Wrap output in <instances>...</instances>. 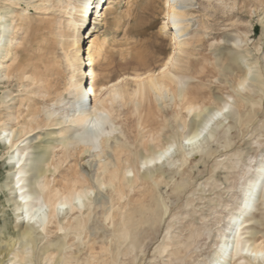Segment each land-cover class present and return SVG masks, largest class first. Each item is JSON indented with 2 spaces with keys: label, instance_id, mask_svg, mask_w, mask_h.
Returning <instances> with one entry per match:
<instances>
[{
  "label": "rangeland",
  "instance_id": "obj_1",
  "mask_svg": "<svg viewBox=\"0 0 264 264\" xmlns=\"http://www.w3.org/2000/svg\"><path fill=\"white\" fill-rule=\"evenodd\" d=\"M79 1L0 0L12 38L4 53L11 69L8 78H0V130L17 129L16 121L26 132L40 130L23 143L30 150L26 188L36 195L40 182L54 191L75 185L93 190L86 207L70 219L51 216L31 237L14 235L19 212L8 188L10 149L0 140V249L16 242L15 253L26 258L18 264H229L234 252L223 261L222 245L244 212L250 214L241 246L264 241V0H193L189 46L172 70L173 86L161 95L149 90L135 95L137 83L130 81V94L113 105L107 134L85 144L69 138L71 132L61 138L66 127L58 124L66 120L68 126L76 114L68 110L74 99L66 52L72 16L86 19L75 13ZM115 1L100 35V87L157 73L174 53L171 31L163 30L166 0ZM89 38L88 33L82 39ZM224 103L231 104L230 114L211 125V138L200 152L189 154L182 139ZM166 145H174L171 163L141 171L140 159ZM111 172L116 182L101 187ZM13 258L0 255V263Z\"/></svg>",
  "mask_w": 264,
  "mask_h": 264
},
{
  "label": "bare ground",
  "instance_id": "obj_2",
  "mask_svg": "<svg viewBox=\"0 0 264 264\" xmlns=\"http://www.w3.org/2000/svg\"><path fill=\"white\" fill-rule=\"evenodd\" d=\"M192 1L193 0H166L165 4H166V8H167V13H166V22L163 26V30L171 31V35H172L173 43H174V53L169 58L167 64H165L159 72L149 73L145 76L121 77L117 81L112 82L109 85L102 86V87L98 86L97 77L99 76V74L96 71L100 35L102 33V27L105 25L106 19L108 17V13L111 11L112 5L116 1L115 0H80L79 1V4L77 6H75V13L80 12L82 19L83 18L87 19L88 15H90L92 13V11H94L95 8L97 10H95V13H96L95 16L96 17H95V21L92 24L93 26L92 25L88 26L87 25L88 21L86 19H83L82 21H78L74 18V16H72L71 21H70V28L72 29V34L69 37V45H68L69 50L66 52L67 53L66 57H68V65H69L70 72H71L70 85L72 88V94H73V99H74L73 101L74 102H72L73 104H72V106H70L68 108V110L70 108H72L73 110L76 111V114L74 115L73 119L71 120V122L68 126L65 125L68 122L66 120L60 121L58 123L59 125H64V127H66L64 129H62V131L60 132L61 138H64L65 134H67L68 132H71L70 134H68L69 138H78L77 142H80L83 144L89 143V142L92 143L94 141V139L89 135L91 129L88 125L85 124V122L90 121V120H96V119L103 120L105 118V113H107L108 114L107 119H108V122L110 123L109 118L112 115V109L114 107L113 105L116 104V102L118 100L123 101L124 97L126 95L130 94L129 88H128L129 87L128 83L130 81H134L137 83V87H136L135 91L133 90V93H135V95H137L138 93H141V92L145 94V92L146 91L148 92V90L151 91L152 93H155L156 95H161V94H163L162 92L164 90H168L170 85H172L174 83V80H177L176 75L173 73L172 70L178 69V67H179V64H178L179 55L184 48L189 46L188 45L189 42L185 39V37L187 36L188 31H190V29L192 27V24H191V21L189 18L191 14L188 10V7L192 4ZM85 4H86V6H85ZM179 4H183L184 7H178ZM232 8H234V7H232ZM100 9H101V11H100ZM3 17H4L3 15L0 16V76H1L0 78L1 79L8 78V74H9V71L11 69V65L4 64V62H5L4 61V59H5L4 53L6 50L9 51V48L12 46V38L10 36L11 26H10V23L6 19H3ZM88 33L90 34V38H89V41L86 42V39L83 40L82 38H83L84 34L86 35ZM83 55L85 58V63L83 62V59H84ZM2 73H4V74H2ZM174 91H176V90L174 89ZM129 98H130V95H129ZM131 99H133V98H131ZM127 102H129L128 99H127ZM192 103L190 101V104H192ZM225 105H227L229 108H231V104L226 103ZM188 106H189V109L192 108V107H190L191 105H188ZM223 107L220 109L211 108L208 111L207 115L204 118H202V120H200V123H198L196 129L190 135H187L186 137H184L182 139L181 145L184 149H186L190 152L189 154H196V153L200 152L201 149H203L202 148L203 145L209 140V138H211V134H210L211 125L212 124L215 125L217 122H219L223 119H226L227 116L230 114L231 111L229 110L227 113H223L222 116H219V117L216 116V113L220 112L223 109ZM185 108H186V106H185ZM206 109H208V108H206ZM197 110H198V108H197ZM16 123L18 126L17 129H14V130L1 129L0 130L1 131L0 132V140H1V143L5 146V148L10 149V154L6 158L7 162H5V164L9 165L8 169L10 170L8 188H9V191L11 192V195H12L11 199H13L12 206L15 208L16 211L19 212V214H17V217H16L17 219L13 222V225H12L13 234L17 235L21 232L22 236L29 238L33 235V233L37 229L44 228L46 223H48L50 221L51 216L59 217L60 214L62 215V213H63V215L65 217H68L70 214L77 212L79 207H80V204L77 203V201L81 200V198L83 200V207H84L85 202L90 201V195L88 193H91L93 190L92 189L83 190L81 188L83 185L80 187L81 189H78L75 185V186H72V188H67L69 186H67V187L64 186L63 188L61 187L62 189L55 190L56 191L55 192L53 190L54 188L52 186H51L52 189H49L47 182H45V183L40 182L39 186L41 187L42 193L40 191H39L40 192L39 195H36L37 193L35 194L34 193L35 191L33 192L35 195L33 193H31L33 190L30 192L26 188L28 186H26V184H25V182H26V180H25V178H26V166H27V162H28L27 154L30 150H29V148L24 146L23 143L26 142V135H28L27 138H31V137L35 136L36 134H38L40 132V130L31 129V131L26 132V128L23 127L22 124L20 125L19 121H16ZM217 124H219V123H217ZM205 125H208V131L206 133H204L203 136H200V138L197 140L196 139L197 134L200 133V131L205 127ZM209 128H210V130H209ZM105 130H106V126H105ZM101 137H102V135L99 138H101ZM103 137H104V135H103ZM65 138H67V137L65 136ZM71 140H73V139H71ZM189 140H194L195 143L194 144L186 143V141H189ZM69 145H70V143H69ZM166 146L167 147L161 148L158 151H155L154 153L152 151L151 155H147V156L143 157L142 159H140L141 160L140 164H141V163H143L144 159H150L153 156H156L158 153H164L166 151H169V149H171V151H169L168 156L165 157L163 163L157 162L155 165H153L151 167V169H146V170H144V172H149V171L157 170V169L162 170L161 169L162 167H165L167 164L171 163V160L173 158V155L171 154V152H172L174 145H169V146L166 145ZM69 151H72V150H69ZM82 151H84V150H82ZM66 153L68 154L67 151H66ZM125 153H127V152H125ZM119 154H121V153L119 152ZM189 154H188V156H190ZM122 155H120V156H122ZM116 157H117V154H116ZM126 157L128 158V156H126ZM118 162H120V161H118ZM125 163H126V161H125ZM132 164H133V162H132ZM108 166H110V165H108ZM116 167L118 168V166H116ZM102 168H105V166ZM119 168H120V165H119ZM121 170H122V168H121ZM115 172L116 171H114V173ZM111 174H112V172H111ZM117 175H119V172L117 173ZM136 175H138V174H136ZM262 175L264 176V173ZM126 176L127 175H125V177ZM73 179H75V178H73ZM134 179L136 180V178H134ZM159 179H160V177H159ZM115 180H116V177L113 175L107 181H106V179L101 180V182L99 184L101 187L103 186L106 188L108 185L114 184ZM130 180H133V179L129 178V181ZM261 180H262V178H261ZM88 182H89V180H88ZM132 182H135V181H132ZM253 182H251V183H253ZM128 183H130V182H128ZM69 184L71 185V183H69ZM132 184H134V183H132ZM127 185H129V184H127ZM255 187L256 186H253L254 189H255ZM120 188H121V186H120ZM254 189H253V191H254ZM253 191H251V193H253ZM248 201H252V200L248 199ZM65 203L68 204L67 208L62 207V205H64ZM63 210L65 212H63ZM88 211H90V210L88 209ZM249 214L250 213H248V212H244L243 215L241 214L242 218L239 219L237 221V223H235L236 229L232 230L230 232L229 236L226 237L227 240H225L223 245L221 244L223 246V249H224L222 251L223 261H226V259L228 258V252L230 250H233V252H234L233 257L231 256L232 257L231 263H229V264H235V260H236V262L237 261L241 262L240 264L248 263L252 260L254 262H257L258 264H264V256L261 255V253L264 252V244H262V243L258 244L257 243L253 248H251L247 244H245V246L242 247L241 246L242 243H240V240H239L241 235H242V232L246 228V224H247L246 218H249L248 217ZM65 217H61V219L65 218ZM52 225H54V224H52ZM68 227H66V228H68ZM8 244L9 245L7 248L0 249V255H4L5 258L6 257L9 258L10 255H14L13 259L15 260V262L8 261L7 264H18V262H20V261L21 262L25 261L26 258H25L24 252L21 251L19 253H15L14 248H15L16 242L9 241ZM237 244L240 245L239 251H237V248H236ZM231 253H230V255H231ZM180 254H181V252H180ZM17 259H19V261H16ZM1 263H3V262H1Z\"/></svg>",
  "mask_w": 264,
  "mask_h": 264
},
{
  "label": "snow or ice",
  "instance_id": "obj_3",
  "mask_svg": "<svg viewBox=\"0 0 264 264\" xmlns=\"http://www.w3.org/2000/svg\"><path fill=\"white\" fill-rule=\"evenodd\" d=\"M85 6H86V4H85ZM178 7H184V5L183 4H179ZM221 43H222V41H221ZM246 83H247V81H244V82H242L240 84V90H243L245 88ZM228 111H229V107L227 105H225L220 112L216 113V116H218V117L222 116L223 113H227ZM107 116H108V114L105 113V118L103 120L96 119V120H90V121H86L85 122V124L90 127L91 131H90L89 135L94 140H98L101 135L107 134V133H105V126L108 125V123H109L108 119H107ZM207 131H208V125H205V127L200 131V133L197 134L196 139L198 140L200 138V136H203L204 133H206ZM186 143L194 144L195 141L194 140H189V141H186ZM169 151H171V149H169ZM169 151H166L164 153H158L156 156H153L150 159H144L143 163H141L139 165L140 170L144 171L146 169H151V167L153 165H155L157 162L163 163L165 157L168 156ZM127 175L128 176H132L133 173L131 171H128ZM88 194L90 195L91 193H88ZM77 203L80 204L81 210H83V200H82V198H81V200L77 201ZM62 207L63 208H67L68 204L65 203L64 205H62ZM41 230H43V229H41ZM60 231L63 232L64 229L61 228ZM77 239H79V237H77ZM261 243L264 244V241H262ZM236 248H237V251H239L240 245L237 244ZM261 255L264 256V252H262Z\"/></svg>",
  "mask_w": 264,
  "mask_h": 264
}]
</instances>
